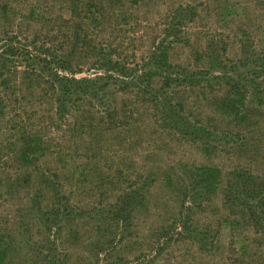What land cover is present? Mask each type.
<instances>
[{"label": "rangeland", "instance_id": "obj_1", "mask_svg": "<svg viewBox=\"0 0 264 264\" xmlns=\"http://www.w3.org/2000/svg\"><path fill=\"white\" fill-rule=\"evenodd\" d=\"M7 37L0 264H264V0H0Z\"/></svg>", "mask_w": 264, "mask_h": 264}, {"label": "trees", "instance_id": "obj_2", "mask_svg": "<svg viewBox=\"0 0 264 264\" xmlns=\"http://www.w3.org/2000/svg\"><path fill=\"white\" fill-rule=\"evenodd\" d=\"M7 35V34H6ZM6 41L0 45V71H2V68L6 67V63H11V60L13 58H16L17 55L24 56L29 53V51L26 49V45L19 46L15 42V38H10L7 37L5 39ZM35 44V43H33ZM46 61V60H45ZM112 68V67H111ZM34 68L27 69V71L23 72V75H27V77H33L37 76L35 73ZM55 79V80H54ZM109 77H97L94 79H82V80H76L74 78H68V77H62L58 78L57 74H54L53 81H51V84H56L60 87L62 91L70 92L71 94H78L79 92H84L88 93L90 88H94L99 90L101 81H107ZM220 79H223L222 77ZM225 79V76H224ZM46 84H49V81H44ZM99 84V85H98ZM125 84V89L129 87L130 83L124 82ZM53 86V85H51ZM1 104V100H0ZM0 105V111L3 110L1 109Z\"/></svg>", "mask_w": 264, "mask_h": 264}]
</instances>
